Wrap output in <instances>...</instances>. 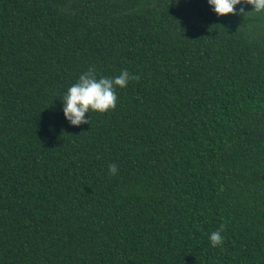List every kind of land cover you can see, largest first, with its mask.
Here are the masks:
<instances>
[{"label": "trees", "instance_id": "16d2710c", "mask_svg": "<svg viewBox=\"0 0 264 264\" xmlns=\"http://www.w3.org/2000/svg\"><path fill=\"white\" fill-rule=\"evenodd\" d=\"M252 11L0 0V264H264V14ZM93 66L140 79L74 127L63 96Z\"/></svg>", "mask_w": 264, "mask_h": 264}, {"label": "clouds", "instance_id": "9594fccd", "mask_svg": "<svg viewBox=\"0 0 264 264\" xmlns=\"http://www.w3.org/2000/svg\"><path fill=\"white\" fill-rule=\"evenodd\" d=\"M217 16L226 17L236 15L237 5H251V13L264 14V0H208ZM240 14L245 15L243 7ZM140 77L122 70L115 77L98 76L95 67L83 72L77 82L72 84L63 96V113L67 121L74 127L90 123L86 115L90 112L100 114L114 111L117 107V88H126L129 81L139 80ZM109 174L115 176L118 173V165L109 164ZM226 225L221 224L218 229L211 232L209 239L212 247H221L224 243Z\"/></svg>", "mask_w": 264, "mask_h": 264}]
</instances>
